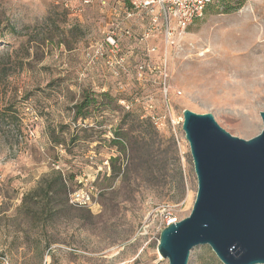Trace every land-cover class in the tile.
Returning <instances> with one entry per match:
<instances>
[{"label":"rangeland","instance_id":"rangeland-1","mask_svg":"<svg viewBox=\"0 0 264 264\" xmlns=\"http://www.w3.org/2000/svg\"><path fill=\"white\" fill-rule=\"evenodd\" d=\"M238 1L213 0L168 40L121 0H0V264H169L159 227L189 216L198 192L184 109L240 138L263 130L264 0ZM86 95L91 116L73 125ZM145 134L152 168L133 161ZM188 264L223 263L198 245Z\"/></svg>","mask_w":264,"mask_h":264},{"label":"water","instance_id":"water-1","mask_svg":"<svg viewBox=\"0 0 264 264\" xmlns=\"http://www.w3.org/2000/svg\"><path fill=\"white\" fill-rule=\"evenodd\" d=\"M198 192L189 216L160 233L159 254L188 264L191 251L209 245L223 264H264V111L261 133L232 135L212 113L184 109Z\"/></svg>","mask_w":264,"mask_h":264},{"label":"built area","instance_id":"built-area-1","mask_svg":"<svg viewBox=\"0 0 264 264\" xmlns=\"http://www.w3.org/2000/svg\"><path fill=\"white\" fill-rule=\"evenodd\" d=\"M126 7V17L135 16L138 12L143 13L151 19V31L163 33L171 40L178 31H184L197 18L204 13L206 5L211 0H121ZM103 4L107 0H101ZM184 122V116L181 117ZM75 191L72 197L79 195ZM90 196L87 195L89 200ZM172 217L166 219L159 227L163 230L172 221Z\"/></svg>","mask_w":264,"mask_h":264},{"label":"trees","instance_id":"trees-1","mask_svg":"<svg viewBox=\"0 0 264 264\" xmlns=\"http://www.w3.org/2000/svg\"><path fill=\"white\" fill-rule=\"evenodd\" d=\"M212 1L213 0H211L206 5L204 13L211 6ZM245 1H247V0H239L238 6H241ZM224 7H225V9L222 12L218 11L217 13H229L232 10L237 9V7L232 6V5H225ZM204 13H203V15H204ZM199 18H197V19H199ZM2 75H4V77H8L9 73L4 71L3 69H0V81H1ZM104 95L108 96L106 93ZM96 102L97 101L95 98H91V97H88V95H86L81 101L74 103L72 105V108H71V112H70L71 115L69 114L70 118H71L70 123L73 125H77L79 123V121L89 119L91 116L90 110H91L92 106H94L96 104ZM13 111H14L13 107H9V108L4 109V113L9 112V113H6V114H9V116L14 114ZM129 114L132 115L131 113H129ZM140 118H141L140 115H135V116H133L132 119L139 120ZM68 126H69V124H68ZM47 129L49 130V134H50V136H52V138L54 139V142L56 144L62 145L65 142L64 139H59L58 137H55V131H53V126L51 124L48 123ZM121 129H125V128H121ZM121 129H120V131L116 132V137L111 141L113 148H115V150H116V154H112L109 158L114 174L121 173L122 166L120 165V167L118 168V171H117L116 165L118 162H120L122 160L123 157L126 156V153H127L126 141H125V131L121 130ZM82 130H85V129H82ZM147 134H150V132ZM87 138H88L89 143L97 141L91 135H88ZM78 140H79V138L76 136L72 135L70 137L71 142H77ZM133 145H134V147L132 149L134 152V156H133L134 165H136V167L152 168L153 162L155 161V153H156V149L154 148V142L148 141L147 136L145 134L140 139H136V141L133 143ZM59 184H61L63 187L66 186V183L63 179V175L61 173H59ZM50 187H52V186H50Z\"/></svg>","mask_w":264,"mask_h":264},{"label":"bare ground","instance_id":"bare-ground-1","mask_svg":"<svg viewBox=\"0 0 264 264\" xmlns=\"http://www.w3.org/2000/svg\"><path fill=\"white\" fill-rule=\"evenodd\" d=\"M173 221V220H172Z\"/></svg>","mask_w":264,"mask_h":264}]
</instances>
